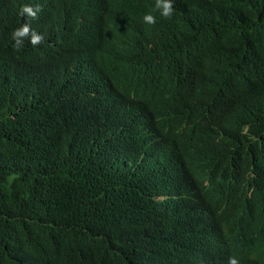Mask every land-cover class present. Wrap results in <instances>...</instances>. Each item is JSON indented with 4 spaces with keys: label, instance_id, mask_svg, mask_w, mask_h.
Here are the masks:
<instances>
[{
    "label": "trees",
    "instance_id": "obj_1",
    "mask_svg": "<svg viewBox=\"0 0 264 264\" xmlns=\"http://www.w3.org/2000/svg\"><path fill=\"white\" fill-rule=\"evenodd\" d=\"M54 1L0 4V264H164L171 243L198 250L212 230L248 237L237 264H264V0H173L167 18L155 0H79L31 24L19 15ZM113 11L124 19L103 32ZM25 23L42 40L18 48L11 33ZM98 77L128 97L176 100L162 111L221 92L233 112L167 182L110 152L75 91ZM247 208L254 218L241 223Z\"/></svg>",
    "mask_w": 264,
    "mask_h": 264
},
{
    "label": "clouds",
    "instance_id": "obj_2",
    "mask_svg": "<svg viewBox=\"0 0 264 264\" xmlns=\"http://www.w3.org/2000/svg\"><path fill=\"white\" fill-rule=\"evenodd\" d=\"M79 0H55L54 5L46 11V7L42 6L33 8L32 5H22L19 10V15L26 14L28 17L35 18L29 24L38 21L41 16H46L59 10H67L78 3ZM82 0L79 2V4ZM173 0H155L154 7L159 9L162 17H169L173 12ZM0 4L7 11H13V0H2ZM121 12L113 11L107 13L102 20L100 30L103 32L110 28L120 25L125 15H120ZM13 16V12L9 13V17ZM142 24L155 23V17L151 11L145 12L142 17ZM29 24H20L16 29H13L11 36L16 47H22L23 38L28 37L29 42L33 45L40 44L42 36L35 30H30ZM146 26V25H145ZM35 49V48H34ZM79 66L78 61L71 60L62 63V72L60 77L61 82L67 80L68 72L74 71ZM107 81L108 85H99L101 82ZM108 90V92L105 91ZM77 96L81 98L83 104L86 103L95 107L93 117H97V123L101 124L105 129L106 143L112 154L130 157L135 163L133 168L157 166L160 170V177L172 182L173 178L181 177L174 170L179 169L180 172L184 169V164L190 160H195L191 152L194 142L198 137L206 133L208 128L221 129L229 124L231 114L233 112L231 105L226 100L221 92L214 95L206 93L205 101L187 106L183 114H179L173 110H160V107L171 105L174 101L162 99L158 102L155 97L149 94H144L139 97H130L120 93L114 84L104 78L98 77L93 81L83 82L75 88ZM108 94L114 97V102L111 104ZM99 99L97 101L96 99ZM172 101V102H171ZM117 102H123L126 110ZM159 103V108L154 106ZM128 117V120H125ZM217 117H220L219 120ZM164 123V127L159 124L158 119ZM146 127L158 137L163 150L169 154L166 157L161 154L159 146L152 140ZM173 132H183L186 134L185 139H177ZM110 140V141H109ZM124 147V148H121ZM169 162H173V166L169 169L165 166ZM254 218V212L247 208L243 213L241 223L249 222ZM205 240L203 246L198 247V250H191L180 242L175 245L171 243L166 248L167 257L164 264H237L235 259V250L240 249L245 251L249 249L248 237H243L241 233L237 236V241L232 243L226 238L215 232ZM194 236H188L191 239ZM255 238V237H252ZM244 263V262H240ZM239 263V264H240ZM246 264V263H244Z\"/></svg>",
    "mask_w": 264,
    "mask_h": 264
},
{
    "label": "bare ground",
    "instance_id": "obj_3",
    "mask_svg": "<svg viewBox=\"0 0 264 264\" xmlns=\"http://www.w3.org/2000/svg\"><path fill=\"white\" fill-rule=\"evenodd\" d=\"M1 1H2V0H0V2H1ZM44 3H46V2H44ZM144 6H145V4H144ZM50 7H51V6H47L45 12H47V11L50 9ZM145 25L147 26V25H150V24H147V23H146ZM108 84H109V83H108L107 81H103V82H101V84H99V85H104V86H105V85H108ZM105 91L108 92L107 89H105ZM108 97H109V100H110V103H111V104L116 103V102H114V101H116V100H114V97H113L111 94H108ZM130 99H133V98L130 97ZM96 100L99 101L98 98H97ZM117 103H119V105H122V106L124 107V109L126 110V107L124 106L123 102H117ZM92 107H94V106L92 105ZM92 114H93V113H92ZM125 120H128V117H125ZM158 121H159V124L162 125V127H164V123L161 121V118H159ZM146 129H147V131L149 132V134H150L152 140L155 141L156 144L159 146L160 151H161V154L164 155V156H166V157H169V154H167V153L163 150L164 148L161 146V142H160V141L157 142V141L153 138V136H156V135L151 131V129H150L149 127H146ZM173 135H174L177 139H185V140H186V138H187V137H186V134L183 133V132H173ZM93 140H94V138H93ZM109 141H110V140H109ZM97 153L100 154L101 152L97 150ZM102 154H103V153H102ZM103 157H105V154H103ZM165 166L169 169V167L173 166V162H169L168 164H165ZM174 171H175L178 175H180V174H179V173H180V170H179V169H175ZM198 176H199V178H203V179H208V180H209V178H205L204 176H202V175L199 174V173H198ZM212 234H213V235H216L215 231L212 230ZM240 264H244V263H240Z\"/></svg>",
    "mask_w": 264,
    "mask_h": 264
}]
</instances>
